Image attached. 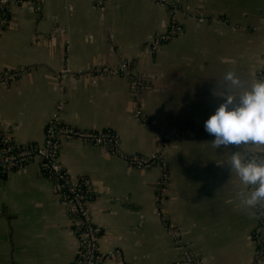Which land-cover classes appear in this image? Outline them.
Segmentation results:
<instances>
[{"label": "crops", "instance_id": "0c3cea01", "mask_svg": "<svg viewBox=\"0 0 264 264\" xmlns=\"http://www.w3.org/2000/svg\"><path fill=\"white\" fill-rule=\"evenodd\" d=\"M169 1L181 5L182 28L157 44L171 14L154 0H9L0 15V128L39 145L55 117L118 135L120 152L64 137L58 153L72 179L90 181L101 264H264L255 210L239 201L251 189L228 167L237 149H216L204 127L231 87L228 71L243 84L233 95L262 79L264 0ZM122 60L131 74L118 69ZM138 100L167 131L164 148ZM158 150L164 189L162 164L136 166L125 155ZM72 225L39 160L0 177V264H70L79 250Z\"/></svg>", "mask_w": 264, "mask_h": 264}, {"label": "built area", "instance_id": "2783aa9c", "mask_svg": "<svg viewBox=\"0 0 264 264\" xmlns=\"http://www.w3.org/2000/svg\"><path fill=\"white\" fill-rule=\"evenodd\" d=\"M9 0H0V15L5 16L6 14V3ZM156 3L160 5H168L172 4L170 8V33L161 34L158 36L156 43L160 37H170L175 34V30L177 29L179 18L177 17V13L182 11L181 6L175 4V2H170L169 0H154ZM178 32V30H177ZM118 69L124 73L131 74L133 71L132 63L129 60H122ZM263 76V72H262ZM138 114H141V106L138 100ZM54 119H57L56 122H53ZM60 121L59 117L53 118L48 125L47 133H46V141L42 145L35 146L33 149H21L17 152L10 151V148H3L0 151V161L1 163H6L8 166H13L15 164H21L23 166V161L30 159H37L40 162L44 161V164H48L50 170L55 173V177H66V170L64 171L63 166L58 160L59 146L62 138L64 137H79L82 138L86 142L98 143V144H108L111 146V149L115 152H120L119 145V137L113 131H105V130H88L75 128L69 125H59L57 122ZM255 150H251L247 152V155ZM129 162L134 165L149 167L154 165L155 163L162 164L164 168V173L162 177L159 179V187L160 189H164L167 184V169L165 166L163 152L161 150L155 151V153L151 155H141L139 153L130 154L127 156ZM25 165V164H24ZM63 170V171H62ZM72 178V177H71ZM79 179L74 180L73 182H78ZM84 184L88 185V190H91V184L88 178L83 180ZM56 188H61L64 184L55 183ZM61 199L65 204L67 210L69 212H73L76 214L73 217V230L79 238L80 242V256L76 260L74 264H101L103 260L102 254L99 252V238L98 232L100 231V226L94 223L91 207H90V199H87L84 194H76L71 195L69 193H61ZM256 216L258 218V224L255 232V239L259 242L261 246L264 244V209L260 211H256ZM78 214V216H77ZM261 254V249L258 250ZM194 264H203L201 260L193 259Z\"/></svg>", "mask_w": 264, "mask_h": 264}, {"label": "clouds", "instance_id": "9594fccd", "mask_svg": "<svg viewBox=\"0 0 264 264\" xmlns=\"http://www.w3.org/2000/svg\"><path fill=\"white\" fill-rule=\"evenodd\" d=\"M224 80L228 87L219 94L223 103L204 124L205 131L214 136L216 149L235 147L228 167L250 191L239 193L240 205L256 211L264 209V79L257 78L248 89L233 95V89L243 87L235 71H228ZM251 147L248 156L241 148Z\"/></svg>", "mask_w": 264, "mask_h": 264}, {"label": "trees", "instance_id": "16d2710c", "mask_svg": "<svg viewBox=\"0 0 264 264\" xmlns=\"http://www.w3.org/2000/svg\"><path fill=\"white\" fill-rule=\"evenodd\" d=\"M175 4H177L178 6H181L179 3L175 2ZM165 6L170 11V8H171L172 4L169 3L168 5H165ZM6 16H7V14H6ZM178 22L179 23L177 25V29L174 32L175 34H173V32L171 31L172 35L170 37H166V38L165 37H160V39L158 40L159 44H162V43L168 41L170 38H172L173 36H175L176 34H178L180 32V29L182 28V26L180 24V21H178ZM170 30H171V26L169 25L168 30H167L166 33H168V32L170 33ZM177 30H178V32H177ZM161 34L162 33H160L159 36ZM262 78L264 79V70H263ZM56 121H57V119L53 120V122H56ZM49 124L50 123H48L46 125V133H47V128H48ZM57 124H59V125H67L64 122H62L61 120L59 122H57ZM88 130H93V129H88ZM103 130L112 131V132L114 131V130H112V128H106V129H103ZM94 131H97V130H94ZM38 145L39 144L34 142V141L26 142V143L18 142L17 140L14 139V137L8 135L3 129L0 128V151L3 148L7 147V148H10V151L17 152V151H19L21 149H24V148L33 149L35 146H38ZM139 154L144 155L142 153H139ZM32 160L33 159L23 161V165L27 164L28 162H30ZM45 160H42L40 162L41 163V167H42V171L45 174L49 175L54 180L55 183H59V184L63 183L64 184L63 186H61V188H57V191H58L59 194H60V192L61 193H65V194L69 193L71 195L84 194L87 199H90V200L92 199V197H93L92 190L89 191L88 190V188H89L88 185L83 183V180H85L87 177L81 176L80 178H78L79 179L78 182L75 183V182L72 181L71 175H70L69 171L67 170V168H65L63 166L62 169L64 171L66 170V172H67L66 173V177H57L56 178L55 177V173L50 170V167L48 166V164H44ZM155 164H157V163H155ZM20 165L21 164H15L13 166H8L6 163H1V161H0V177L6 176L9 171L19 168ZM69 213H70L71 217H75L76 216V214L73 213V212H69ZM77 216H78V214H77ZM95 224L98 225L97 223H95ZM98 226H100V225H98ZM102 232H103V229L100 226V231L98 232V238L101 236ZM98 244H99V241H98ZM79 256H80V242H79V250H78V253L76 255V258H74V260L70 264H74L76 262V260L79 258Z\"/></svg>", "mask_w": 264, "mask_h": 264}, {"label": "rangeland", "instance_id": "374dc122", "mask_svg": "<svg viewBox=\"0 0 264 264\" xmlns=\"http://www.w3.org/2000/svg\"><path fill=\"white\" fill-rule=\"evenodd\" d=\"M179 13V12H178ZM178 13H177V17H178ZM179 18V17H178ZM180 21V20H179ZM167 32V31H166ZM166 32H164V33H162V34H165ZM158 36H159V34H158ZM157 44H159V43H157ZM262 72H263V70H262ZM262 76V75H261ZM263 79V78H262ZM138 113V112H137ZM141 115H142V118L144 119V121H146V122H148V123H150L154 128H156L157 129V131H158V135L160 136V139L162 140V141H160V139H159V141H160V143L162 142V146H163V148L165 147V145H166V142H165V139H166V135H167V131L164 129V128H161V127H159L158 126V124H156V121L154 120V119H152V118H148V116L147 115H145V113L143 112V109L141 110ZM164 141V142H163ZM163 150V149H162ZM136 153H139V152H132V153H127V154H125L126 155V158H127V156L128 155H132V154H136ZM153 153H155V152H153ZM152 153V154H153ZM145 155V154H144ZM151 155V154H150ZM128 159V158H127ZM134 165V164H133ZM136 166H139V165H136ZM142 167H144V166H142ZM149 167H151V166H149ZM67 209V208H66ZM68 211V210H67ZM69 212V211H68ZM72 220H73V217H72ZM72 228H73V225H72Z\"/></svg>", "mask_w": 264, "mask_h": 264}]
</instances>
